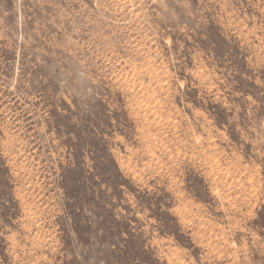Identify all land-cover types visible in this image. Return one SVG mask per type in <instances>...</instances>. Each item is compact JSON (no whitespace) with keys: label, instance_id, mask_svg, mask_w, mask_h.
Returning <instances> with one entry per match:
<instances>
[{"label":"rangeland","instance_id":"1","mask_svg":"<svg viewBox=\"0 0 264 264\" xmlns=\"http://www.w3.org/2000/svg\"><path fill=\"white\" fill-rule=\"evenodd\" d=\"M0 264H264V0H0Z\"/></svg>","mask_w":264,"mask_h":264}]
</instances>
